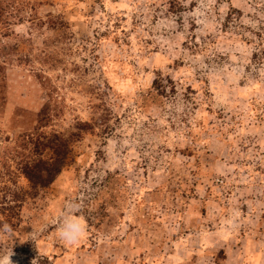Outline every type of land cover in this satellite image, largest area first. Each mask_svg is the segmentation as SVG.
<instances>
[{"label": "rangeland", "instance_id": "374dc122", "mask_svg": "<svg viewBox=\"0 0 264 264\" xmlns=\"http://www.w3.org/2000/svg\"><path fill=\"white\" fill-rule=\"evenodd\" d=\"M255 5L0 0V258L264 264ZM53 135L69 163L33 197L21 169Z\"/></svg>", "mask_w": 264, "mask_h": 264}, {"label": "trees", "instance_id": "16d2710c", "mask_svg": "<svg viewBox=\"0 0 264 264\" xmlns=\"http://www.w3.org/2000/svg\"><path fill=\"white\" fill-rule=\"evenodd\" d=\"M255 2V16L257 32L256 37L260 43H264V0H254ZM261 50L253 54L254 58L263 56L264 44H261ZM260 54V55H259ZM261 58V57H260ZM44 150L49 151V157L44 160L41 158V154ZM35 155L37 160L34 162L27 163L22 167V173L27 179L30 185L31 196H35L38 191L47 188L60 172L68 166L69 163V141L61 139L57 135H53L47 139L46 143L39 144V147H34Z\"/></svg>", "mask_w": 264, "mask_h": 264}, {"label": "clouds", "instance_id": "9594fccd", "mask_svg": "<svg viewBox=\"0 0 264 264\" xmlns=\"http://www.w3.org/2000/svg\"><path fill=\"white\" fill-rule=\"evenodd\" d=\"M4 230L10 232L11 226L5 224ZM84 233L85 224L82 219L71 214L62 216V222L58 227V235L64 243L68 245L78 243ZM12 255L13 253H10L9 255L0 258V264H13L11 260Z\"/></svg>", "mask_w": 264, "mask_h": 264}]
</instances>
